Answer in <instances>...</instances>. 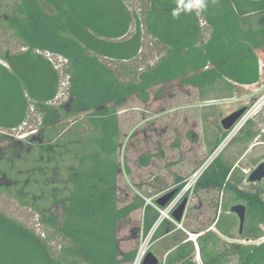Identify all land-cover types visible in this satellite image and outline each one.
I'll list each match as a JSON object with an SVG mask.
<instances>
[{"label":"trees","instance_id":"obj_1","mask_svg":"<svg viewBox=\"0 0 264 264\" xmlns=\"http://www.w3.org/2000/svg\"><path fill=\"white\" fill-rule=\"evenodd\" d=\"M184 4L194 5L195 0ZM206 5L204 10H181L174 18L173 9H182L179 0H142L136 8L125 0H14L1 28L13 33L20 49L0 54V137L39 121L37 134L27 138L40 145L39 154L48 148L65 153L73 149L79 157L66 180L70 194L64 213L31 208L45 237L36 227L0 211V264H132L138 251H122L119 231L138 210H143V219L133 230L135 238L143 234L155 242L173 236L174 251L167 264H197L195 243L176 223L161 219L160 210L168 205H151L139 196L122 202L118 107L134 97L146 102L151 90L172 83L200 92L224 83L238 96L261 83L264 71L258 51L264 49V0H206ZM150 52L156 53V60L144 63ZM46 54L65 62L57 69ZM63 78L69 113L77 115L70 122H63L54 106ZM232 131L221 133L193 193L231 192L244 201L253 218L245 221L239 236L257 241L264 236V200L259 190L248 192L231 181L235 162L226 156L228 148H218ZM258 136L249 121L229 146L246 147ZM163 181L156 178L155 186L166 187ZM177 183L169 192H176L174 199L185 182L177 178ZM219 205L197 240L202 254V244L215 236L209 230L213 225L235 238L220 224ZM56 239L60 243L54 256L50 244ZM230 256L238 258L237 264H264V242L228 243L202 264H222Z\"/></svg>","mask_w":264,"mask_h":264},{"label":"rangeland","instance_id":"obj_2","mask_svg":"<svg viewBox=\"0 0 264 264\" xmlns=\"http://www.w3.org/2000/svg\"><path fill=\"white\" fill-rule=\"evenodd\" d=\"M125 1L131 8L139 7L142 3V0ZM13 2L14 0H0V54L20 49L13 33L5 32L1 28ZM205 35L208 38L210 31L206 30ZM258 55L264 71V49L259 50ZM155 60L156 53L150 52L144 63H153ZM231 91L224 83H219L205 92L172 83L151 90L146 102L134 97L118 107L121 129L118 158L122 169L119 190L123 203L131 202L136 196L154 203L179 185L177 178L183 179L184 187L176 197L181 202L189 192L182 224L175 221L173 211L168 214L164 209L160 210V213L161 219L182 225V231L189 240L191 235L206 233L215 217V204H220V224L223 230L231 231L235 238L227 237L214 225L210 227L209 230H212L215 236L209 238L207 244H202L206 247L204 254L200 253L197 243V264H201L205 258L223 252L228 243L247 245L244 243L246 239L239 236V217L231 211L233 206L246 205L244 201L231 192L222 194L211 191L201 192L199 195L193 193L194 176L212 158L219 137L224 131L222 120L241 109L249 107L248 110L252 111L256 108V104L264 95V78L259 85L246 88L247 93L243 96ZM68 103L67 81L63 78L58 99L54 103L64 117L63 122H70L77 117L69 113ZM256 109L244 125L234 126L231 137L218 148L220 151L228 148L226 156L235 162L231 181L248 192L259 190L264 200V180L259 183L248 182L251 172L264 163V106ZM249 121L253 122V128L259 136L246 147L238 143L229 146L231 140L240 135L242 128ZM38 125L39 121L37 124L32 122L25 126L22 132L26 133ZM18 134L19 131H13L10 137H0V211L25 226L37 228L38 216L31 208L44 214L64 213L70 194L66 180L77 168L79 154L73 149L65 153L58 148L57 151L48 148L39 154L40 145L29 142V139L17 144ZM149 157V163L145 164ZM33 158H37L38 162L33 163ZM12 166L15 168L13 174L10 172ZM27 167L33 169L28 170ZM158 177L164 180L166 187L155 186ZM189 185H193L192 188ZM252 218L247 214L246 222ZM142 219L143 210H138L121 226L119 238L122 251H139L145 246L147 253L153 252L160 264H167L174 251L173 236L155 242H151V239L143 234L135 238L133 230L141 226ZM58 243L60 240L56 239L50 244L54 256L57 255ZM237 262L236 256H230L222 264Z\"/></svg>","mask_w":264,"mask_h":264},{"label":"water","instance_id":"obj_3","mask_svg":"<svg viewBox=\"0 0 264 264\" xmlns=\"http://www.w3.org/2000/svg\"><path fill=\"white\" fill-rule=\"evenodd\" d=\"M246 108L241 109L232 115L226 117L222 120V126L225 131L231 130L236 126V124L241 120V118L246 113ZM264 180V163H261L248 177L249 183H259ZM176 192H171L167 194L164 198L158 200V205L165 207L167 206L175 197ZM188 206V197H185L179 202L178 207L173 211V218L177 223L183 220L186 208ZM231 211L239 217L240 220V235L243 233L245 221H246V214H247V207L245 205L239 204L233 206ZM142 264H160L158 257L153 252H148L145 256V259Z\"/></svg>","mask_w":264,"mask_h":264},{"label":"built area","instance_id":"obj_4","mask_svg":"<svg viewBox=\"0 0 264 264\" xmlns=\"http://www.w3.org/2000/svg\"><path fill=\"white\" fill-rule=\"evenodd\" d=\"M46 56H47V58H48L51 62H53L54 64H56V68H57V69H60L61 66L63 65V62H65L64 59H62V58H59V59H58V58H56L55 56H52L51 54H46ZM262 106H264V95L260 98V100H259L258 103L256 104V108H261ZM256 108H254L252 111H250V110L246 111V113L244 114V116H243V117L241 118V120L237 123V124H238L237 126L244 125V124L247 122L249 116H250L252 113H255V112L257 111ZM28 124H29V123H25L21 128H19L18 130H16V131H19V132H20V134H18L17 137H16L18 140H22V141H24V140H26L28 137L37 134V132H38V128H37V127L29 129L26 133H23V132H22V131L24 130V127L27 126ZM232 133H233V131H232ZM202 169H204V168H202ZM201 171H202V170L198 171V172L195 174V176H194V180L192 181L193 185H194V184L196 183V181L198 180V178H199V176H200V174H201ZM193 185H192V186H193ZM192 186L189 185V187H191V188H192ZM191 188H190V189H191ZM179 201H180L179 198H175L173 201H171V202L168 204L167 208H166V213L170 214L172 211H174V210L178 207V205H179ZM147 203L153 205V203H152L151 201H147ZM155 207H156V206H155ZM177 226H178V228L183 229L182 225L177 224ZM261 228H262V230L264 231V227H261ZM36 230H37V233H38V234L40 233L42 237H45V233L42 232L41 227L39 226V224H38ZM203 234H205V233H203ZM203 234L191 235V236H190V240L193 241V242L195 243V245L197 246V240H198V238H199L201 235H203ZM147 238L151 239V236H149V237H147ZM263 242H264V236H263L262 238H260L259 240H257V241H249V240H245V241H244L245 244H250V243H253V244H261V243H263ZM146 254H147V249L145 248V246H142V247L139 249V251L137 252L136 258H135V260L133 261L132 264H142L143 261H144V259H145ZM201 264H202V263H201Z\"/></svg>","mask_w":264,"mask_h":264},{"label":"clouds","instance_id":"obj_5","mask_svg":"<svg viewBox=\"0 0 264 264\" xmlns=\"http://www.w3.org/2000/svg\"><path fill=\"white\" fill-rule=\"evenodd\" d=\"M180 5L182 6L181 8H177V9H173L172 11V16L174 18L178 17L181 13V10H191L193 7H195L197 10H204L206 8V0H195V4H184V0H179ZM207 163H210V161H208ZM207 166V164L205 165Z\"/></svg>","mask_w":264,"mask_h":264},{"label":"bare ground","instance_id":"obj_6","mask_svg":"<svg viewBox=\"0 0 264 264\" xmlns=\"http://www.w3.org/2000/svg\"><path fill=\"white\" fill-rule=\"evenodd\" d=\"M231 137V136H230ZM228 141V140H227Z\"/></svg>","mask_w":264,"mask_h":264}]
</instances>
